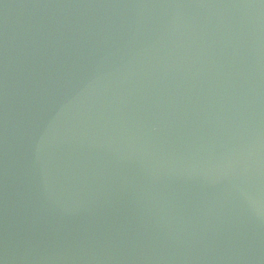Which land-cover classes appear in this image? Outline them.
Wrapping results in <instances>:
<instances>
[{"label": "water", "instance_id": "95a60500", "mask_svg": "<svg viewBox=\"0 0 264 264\" xmlns=\"http://www.w3.org/2000/svg\"><path fill=\"white\" fill-rule=\"evenodd\" d=\"M0 264H264V0H0Z\"/></svg>", "mask_w": 264, "mask_h": 264}]
</instances>
